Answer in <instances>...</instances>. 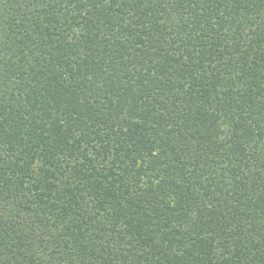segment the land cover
I'll list each match as a JSON object with an SVG mask.
<instances>
[{
  "label": "trees",
  "instance_id": "trees-1",
  "mask_svg": "<svg viewBox=\"0 0 264 264\" xmlns=\"http://www.w3.org/2000/svg\"><path fill=\"white\" fill-rule=\"evenodd\" d=\"M0 264H264V0H0Z\"/></svg>",
  "mask_w": 264,
  "mask_h": 264
}]
</instances>
